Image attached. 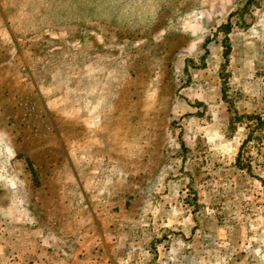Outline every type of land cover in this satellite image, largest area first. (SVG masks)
Returning a JSON list of instances; mask_svg holds the SVG:
<instances>
[{
    "label": "rangeland",
    "instance_id": "1",
    "mask_svg": "<svg viewBox=\"0 0 264 264\" xmlns=\"http://www.w3.org/2000/svg\"><path fill=\"white\" fill-rule=\"evenodd\" d=\"M246 1L0 0V264H264Z\"/></svg>",
    "mask_w": 264,
    "mask_h": 264
},
{
    "label": "trees",
    "instance_id": "2",
    "mask_svg": "<svg viewBox=\"0 0 264 264\" xmlns=\"http://www.w3.org/2000/svg\"><path fill=\"white\" fill-rule=\"evenodd\" d=\"M248 2H249V0L246 1L245 6L248 4ZM219 29L225 33V36L223 39V48H224L223 57L225 58V61L223 63V67H224L227 60H228V54H229V48H230L229 44H228V39L226 36V34L230 30V24L228 22L221 24L219 26ZM224 80H225V78H224ZM231 115H232V119H234L235 123H237V124L248 123V125H250V127H251V130H253L254 125L259 124L258 122L260 121L258 116L255 117L253 114L239 113L236 109L231 110ZM255 121H256V124L255 123L252 124ZM247 141H249V140L246 139L243 141V143H246ZM235 163H236V167L238 169L247 170V171L250 170L248 168L249 166L241 161L239 153L236 156ZM190 191L192 192V190H190ZM189 203L194 204L195 202L190 201Z\"/></svg>",
    "mask_w": 264,
    "mask_h": 264
}]
</instances>
